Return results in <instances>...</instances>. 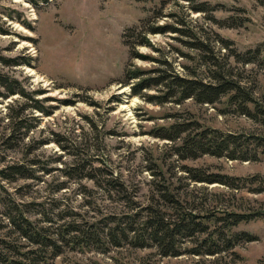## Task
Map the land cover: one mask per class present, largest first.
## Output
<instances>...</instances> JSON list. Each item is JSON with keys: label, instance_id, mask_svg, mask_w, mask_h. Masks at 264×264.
<instances>
[{"label": "rangeland", "instance_id": "1", "mask_svg": "<svg viewBox=\"0 0 264 264\" xmlns=\"http://www.w3.org/2000/svg\"><path fill=\"white\" fill-rule=\"evenodd\" d=\"M164 26L167 33H152ZM0 29L8 33H0V78L17 92L7 95L0 84V242L29 250L7 221V215H25L52 236L68 223L98 236L100 245L66 248L53 264L264 260V0H49L39 6L0 0ZM133 29L137 32L130 33ZM126 35L132 44L149 39L151 47L135 48L147 58L130 57ZM198 42L205 47L194 48ZM10 60L23 64L11 66ZM135 68L145 77L161 70L207 83L221 74L238 83L251 102L230 103L232 92L212 105L176 98L149 103L126 84V71ZM143 95L163 92L156 88ZM176 122L237 137L248 160L180 159L175 143L156 137L158 129ZM9 167L31 176L12 174L6 180L1 171ZM192 168L241 182L238 188L198 183L188 172ZM159 185L170 187L182 210L198 216L244 215L233 232L247 240L215 257L188 254L197 244L190 240L177 258H163L156 247L141 249L130 240L115 247L110 233L118 223L124 227L133 219L138 227L146 208L165 211ZM167 212L177 217L171 208Z\"/></svg>", "mask_w": 264, "mask_h": 264}, {"label": "trees", "instance_id": "2", "mask_svg": "<svg viewBox=\"0 0 264 264\" xmlns=\"http://www.w3.org/2000/svg\"><path fill=\"white\" fill-rule=\"evenodd\" d=\"M33 5L39 6L40 3H48L49 0H29ZM203 8V7H201ZM196 12H203L205 9H195ZM10 19L13 15H8ZM169 26L157 27L152 30L153 34H165ZM137 32L136 29L130 33ZM0 33L8 35L7 31L0 29ZM146 35V34H145ZM131 36V35H130ZM125 45L130 48V57H143L136 51L137 45L151 47L149 39L144 36V41L133 43L126 40ZM194 48L200 50L205 47L202 43H192ZM152 60V59H151ZM155 60V59H154ZM8 65L20 66L23 63L10 60L6 61ZM30 65V62L25 63ZM155 76L145 77L146 72L135 68L133 71H126V84L131 86L133 95L143 96L149 103L162 105L177 99L178 103L185 100H195L200 104H215L222 97L230 95V103L242 101L244 104L251 102L250 95L243 91L241 86L233 80L226 79L224 75L214 74V82H204L196 78H188L180 75H167L165 71H154ZM135 80V82H129ZM0 84L6 88L7 95H15L17 92L11 88L4 78H0ZM161 88L163 95H143L146 90ZM243 109V107H241ZM246 108V107H244ZM40 112L50 115L48 109L36 107ZM247 110V109H244ZM160 131L156 137L175 143V152L182 160L196 159L203 155L215 157H228L231 160H248L244 152L245 143L233 135L223 134L217 130L201 127L199 123L188 124L173 123L168 127L158 129ZM195 131V134L192 132ZM193 180L198 183L221 184L230 188H238L239 178L227 175L206 174L198 169H188ZM6 180H12V174H17L22 178H29V171L22 168L9 167L1 171ZM94 179V177H91ZM114 181H112L113 183ZM116 183V182H114ZM99 184V183H98ZM116 185L115 188H117ZM158 191L162 200L165 202V211L155 207L145 209L146 214L141 219L138 227H135L132 219L129 224L121 227L117 224L110 238L115 247H119L122 239L130 240L138 248L145 249L156 247L158 255L163 258H177L184 255L182 243L190 240L196 243L193 249L188 250L191 256H217L223 251L232 249L241 239H246V235H239L233 232V228L246 220L244 215L224 212L223 215H208L207 217L198 216L191 211L182 210L180 201L176 199L170 187L159 185ZM171 208L176 218H172L166 210ZM9 226L17 234L18 238L25 240L29 250H21L23 245L16 242L3 240L0 242V264H53L57 257L65 253L66 248L74 250L77 246L84 247L90 243L100 245L101 242L94 233L82 231L73 224L62 225L57 229L54 236L49 235V230L39 228L25 215H7ZM222 222V226L209 231V226ZM204 235L203 238L198 236ZM247 240V239H246ZM221 245H225L222 250ZM259 264H264L261 260Z\"/></svg>", "mask_w": 264, "mask_h": 264}]
</instances>
